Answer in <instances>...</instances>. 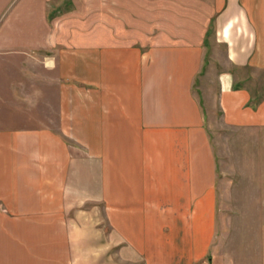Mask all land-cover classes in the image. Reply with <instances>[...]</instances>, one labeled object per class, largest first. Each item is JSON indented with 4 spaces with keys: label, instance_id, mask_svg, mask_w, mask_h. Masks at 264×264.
<instances>
[{
    "label": "crops",
    "instance_id": "1",
    "mask_svg": "<svg viewBox=\"0 0 264 264\" xmlns=\"http://www.w3.org/2000/svg\"><path fill=\"white\" fill-rule=\"evenodd\" d=\"M177 1L0 0V264H264L211 135L264 137V0Z\"/></svg>",
    "mask_w": 264,
    "mask_h": 264
},
{
    "label": "rangeland",
    "instance_id": "2",
    "mask_svg": "<svg viewBox=\"0 0 264 264\" xmlns=\"http://www.w3.org/2000/svg\"><path fill=\"white\" fill-rule=\"evenodd\" d=\"M92 1V12L95 14L89 22L92 25L98 26V12L100 0ZM113 6H116L115 0H109ZM141 1V0H135ZM191 0H187L188 5ZM79 5V4H78ZM157 16L162 15L165 11L171 13L170 24L174 25L179 21L180 2L177 0H156L154 4ZM112 11V9H109ZM97 11V12H94ZM114 14V12H113ZM158 20V18H157ZM81 22L82 20H75ZM213 27V25H212ZM211 27V30L213 29ZM212 33H209V37ZM240 77L244 80L243 85H247L252 90L256 103L258 105V97L264 95V72L259 70H252L246 68L240 71ZM214 126L221 128L222 118L221 112L215 114ZM219 129L211 132L215 144H217V151L219 154L227 157L225 160L226 171L231 172V177L234 178V189L238 190L241 200L243 201L250 194L260 193L264 196V137L260 139V134L257 130H237V129ZM231 138L230 146L225 145L224 142ZM248 212H241L246 215Z\"/></svg>",
    "mask_w": 264,
    "mask_h": 264
}]
</instances>
